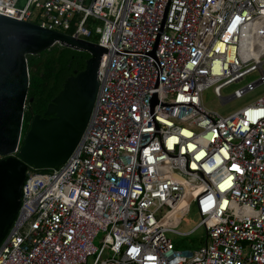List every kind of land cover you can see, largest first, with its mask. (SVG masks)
<instances>
[{
	"label": "built area",
	"instance_id": "obj_1",
	"mask_svg": "<svg viewBox=\"0 0 264 264\" xmlns=\"http://www.w3.org/2000/svg\"><path fill=\"white\" fill-rule=\"evenodd\" d=\"M19 1L0 14L106 52L74 150L27 173L0 264H264V96L227 116L202 102L264 83V0ZM192 201L205 239L176 248Z\"/></svg>",
	"mask_w": 264,
	"mask_h": 264
},
{
	"label": "water",
	"instance_id": "obj_2",
	"mask_svg": "<svg viewBox=\"0 0 264 264\" xmlns=\"http://www.w3.org/2000/svg\"><path fill=\"white\" fill-rule=\"evenodd\" d=\"M54 44L90 56L47 105L44 113L52 116L35 114L22 137L30 76L27 55ZM104 52L95 42L0 14V244L20 209L28 171L61 166L79 141L97 96Z\"/></svg>",
	"mask_w": 264,
	"mask_h": 264
},
{
	"label": "trees",
	"instance_id": "obj_3",
	"mask_svg": "<svg viewBox=\"0 0 264 264\" xmlns=\"http://www.w3.org/2000/svg\"><path fill=\"white\" fill-rule=\"evenodd\" d=\"M65 32L69 33L70 31ZM92 40L94 41V39ZM89 56L87 52L77 51L59 44H54L37 54L27 55L30 76L27 97L28 112L25 115V123L29 121L34 112H41L46 104L52 101L63 88L67 78L75 74L73 69H76V72L84 69ZM14 218L15 216L5 228L4 235L10 229Z\"/></svg>",
	"mask_w": 264,
	"mask_h": 264
},
{
	"label": "rangeland",
	"instance_id": "obj_4",
	"mask_svg": "<svg viewBox=\"0 0 264 264\" xmlns=\"http://www.w3.org/2000/svg\"><path fill=\"white\" fill-rule=\"evenodd\" d=\"M24 0H20L18 6H22ZM94 41L95 37H92ZM264 69V64H263ZM260 72L254 70L246 74L242 80L234 82L221 90L222 95H227L237 88L243 87L246 83L252 82L259 77ZM264 96V83L258 85L252 90L247 91L241 97L231 99L222 103L221 100L214 94L213 86H208L202 91V102L210 110L218 113L221 116H227L240 108L256 102L260 97ZM200 220L195 203H189L186 211H183L175 223V229L180 233L166 232V236L171 239L176 248L188 249L199 247L205 239V230L203 227L198 228L195 232H190ZM103 233L100 232L95 238L94 244L100 245ZM107 252V251H106Z\"/></svg>",
	"mask_w": 264,
	"mask_h": 264
},
{
	"label": "flooded vegetation",
	"instance_id": "obj_5",
	"mask_svg": "<svg viewBox=\"0 0 264 264\" xmlns=\"http://www.w3.org/2000/svg\"><path fill=\"white\" fill-rule=\"evenodd\" d=\"M38 62V61H37ZM38 67V69L40 68V66L38 65L37 66ZM73 72H75L76 71V69H73L72 70ZM37 73H38V71H37ZM30 100V99H29ZM32 100V99H31ZM30 100V101H31ZM51 102V101H50ZM49 104V103H48ZM48 104H46V106L41 110V112H34L33 114H32V117L35 115V114H39L41 117H45V118H50L52 115H50V114H45L44 112H45V110H46V108H47V105ZM26 112H28V107H27V103H26V106H25V111H24V116H23V125H22V131H21V136L23 137V135L26 133V131H27V129H28V127H26V125H28L29 124V122L31 121V119H32V117L29 119V121H27L26 123H25V115H26Z\"/></svg>",
	"mask_w": 264,
	"mask_h": 264
},
{
	"label": "bare ground",
	"instance_id": "obj_6",
	"mask_svg": "<svg viewBox=\"0 0 264 264\" xmlns=\"http://www.w3.org/2000/svg\"><path fill=\"white\" fill-rule=\"evenodd\" d=\"M186 201V199H184V201L183 202H185Z\"/></svg>",
	"mask_w": 264,
	"mask_h": 264
},
{
	"label": "clouds",
	"instance_id": "obj_7",
	"mask_svg": "<svg viewBox=\"0 0 264 264\" xmlns=\"http://www.w3.org/2000/svg\"><path fill=\"white\" fill-rule=\"evenodd\" d=\"M68 34V33H67ZM93 42V41H92Z\"/></svg>",
	"mask_w": 264,
	"mask_h": 264
}]
</instances>
